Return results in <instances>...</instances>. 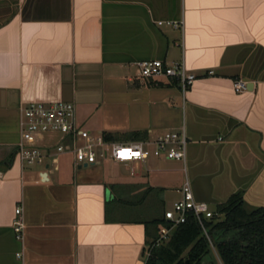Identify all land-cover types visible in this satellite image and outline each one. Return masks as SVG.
I'll list each match as a JSON object with an SVG mask.
<instances>
[{"label": "crops", "instance_id": "crops-1", "mask_svg": "<svg viewBox=\"0 0 264 264\" xmlns=\"http://www.w3.org/2000/svg\"><path fill=\"white\" fill-rule=\"evenodd\" d=\"M144 59L185 63L196 79L184 101L173 79L138 76ZM237 78L264 82V0H0V165L10 163L0 172V264H144L142 221L165 202L161 168L142 175L141 163L119 179L100 163L75 171L66 154L63 182L44 167L25 174L16 143L27 102H73L82 125L97 111L88 129L119 138L183 126L194 199L213 210L241 190L247 209L264 207V87L254 103L255 93L233 90ZM167 170L182 172L180 194L183 164Z\"/></svg>", "mask_w": 264, "mask_h": 264}, {"label": "built area", "instance_id": "built-area-1", "mask_svg": "<svg viewBox=\"0 0 264 264\" xmlns=\"http://www.w3.org/2000/svg\"><path fill=\"white\" fill-rule=\"evenodd\" d=\"M167 23L174 27L178 25L175 22ZM158 24H161V21ZM136 65L138 76L142 79L160 77L173 79L183 101L196 79V75L187 69L182 60L165 63L161 59H144L138 61ZM207 73L210 75L213 71L210 70ZM245 87L244 79L237 78L232 82V88L236 93L244 91ZM19 113V139L16 143V154L21 164L24 162L42 164L43 169L47 170L57 166L60 156L69 154L72 157V166L75 171L107 160L113 163H123L128 167L129 174L133 175V165L145 164L150 156L149 147L151 146H155L163 158L180 161L184 172L180 198L172 203L170 209L164 211L163 219L168 226H159L157 242L166 240L172 228L184 222L186 216L190 214L196 219L214 251L212 240L205 226V221L212 216L213 210L210 209L208 203L196 201L193 197L186 172L187 136L183 126L162 131L153 139L119 142L107 141L102 131H92L79 123L73 102H27L21 106ZM39 179L44 181L42 176ZM14 214L12 228L15 238L22 240L25 225L21 218V209L15 208ZM16 256L20 257V253Z\"/></svg>", "mask_w": 264, "mask_h": 264}, {"label": "trees", "instance_id": "trees-1", "mask_svg": "<svg viewBox=\"0 0 264 264\" xmlns=\"http://www.w3.org/2000/svg\"><path fill=\"white\" fill-rule=\"evenodd\" d=\"M103 136L107 141L146 138L145 134L136 132L122 134L120 138L107 132H103ZM152 191L148 187L137 194L141 197ZM112 202L124 208L129 206L122 197ZM244 204L242 191H235L224 202L216 204L212 216L205 221L214 251L190 214L184 222L172 228L166 240L157 242L159 226H168L163 219L166 209L162 207L160 215L154 214V218L142 221L146 236L151 239L145 242L148 254L144 264H264V207L247 209ZM105 217L108 220V216ZM149 228L154 232L150 233Z\"/></svg>", "mask_w": 264, "mask_h": 264}, {"label": "rangeland", "instance_id": "rangeland-1", "mask_svg": "<svg viewBox=\"0 0 264 264\" xmlns=\"http://www.w3.org/2000/svg\"><path fill=\"white\" fill-rule=\"evenodd\" d=\"M170 26L163 24L161 26L162 29H168ZM162 78V77H160ZM95 118L93 120H89V122L85 123V125L83 124L84 127H89L93 130H96L97 127L95 126L100 123V121L98 120V123L96 122L97 119H99V112L96 111V113H94L93 115ZM90 123V124H89ZM100 126V125H99ZM154 137H151V139H153ZM149 151H150V156L149 158L146 160L145 165L143 166H138L135 165V169L136 171H139L142 175H146L147 173H149L150 175H153L154 172L153 170L147 171L146 167H150V168H161L160 169V175H161V179H163V181H165V184L167 186V190L165 193V202H162V204L160 205V207H158V209H156L157 211L160 212L161 208H165V209H170L172 207V202L174 199L178 198V195L180 196V194L175 190V188H172L176 185V183H178L181 179L182 176V172H171L170 170H167V168L172 167V166H181L182 167V163H180V161H174V160H168L163 158V156L161 155V153L159 152V150H157V148L155 146H151L149 147ZM43 167V165H38V164H28L26 162L23 163V170L25 172V174L30 175L34 172H36L37 170L41 169ZM99 170H101V174L104 176H108L109 174H111L112 176L116 177V178H128L130 177L128 174V168L124 166L123 163L117 162V163H113L110 161H105L102 160L101 163L99 164V166L97 167ZM69 169L66 168L63 163H60L58 166L56 167H50L48 169L49 173L51 174V176L53 177L54 180L58 181V182H63L66 180V176H67V172ZM83 170H87V168H84ZM181 175V176H180ZM178 200V199H177ZM210 209H212V205H209ZM124 213V214H123ZM122 216L126 215L125 212H123ZM24 236V234H23ZM23 239V238H22Z\"/></svg>", "mask_w": 264, "mask_h": 264}, {"label": "water", "instance_id": "water-1", "mask_svg": "<svg viewBox=\"0 0 264 264\" xmlns=\"http://www.w3.org/2000/svg\"><path fill=\"white\" fill-rule=\"evenodd\" d=\"M244 80L246 82V87H245L244 92L246 94H254L255 93L256 97L254 99V103H256L257 102V99H256L257 96L258 95L260 96L261 94H263L264 82H258V83L254 84V82L250 81L247 78H245ZM179 126H180V123H179V125H177V127H179ZM9 166H10L9 162H5L4 164H1L0 165V172L1 173L4 172L7 169V167H9Z\"/></svg>", "mask_w": 264, "mask_h": 264}]
</instances>
